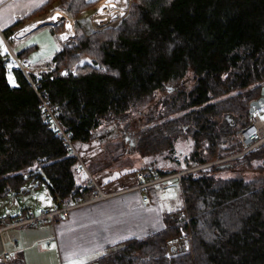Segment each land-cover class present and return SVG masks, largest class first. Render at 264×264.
<instances>
[{"label": "trees", "instance_id": "obj_1", "mask_svg": "<svg viewBox=\"0 0 264 264\" xmlns=\"http://www.w3.org/2000/svg\"><path fill=\"white\" fill-rule=\"evenodd\" d=\"M99 1L49 0L35 13L58 2L77 19ZM76 32L49 69L30 71L74 141L122 124L134 134L129 146L122 141L127 151L172 160L177 139L190 138L187 166L244 149L237 132L250 124L264 85V0H130L117 24L87 33L76 21ZM13 72L17 86L0 54V198L31 182L46 185L55 206L75 202L94 189L92 179L47 127L30 80L18 66ZM224 162L232 165L186 174L184 205L164 213V227L110 245L98 264H264V144ZM185 232L188 249L172 252L170 241Z\"/></svg>", "mask_w": 264, "mask_h": 264}, {"label": "crops", "instance_id": "obj_2", "mask_svg": "<svg viewBox=\"0 0 264 264\" xmlns=\"http://www.w3.org/2000/svg\"><path fill=\"white\" fill-rule=\"evenodd\" d=\"M48 1L0 0V54L6 58L8 76L13 86L18 85L13 72V68L17 67L14 54L27 49V54L20 58L33 61L32 72L39 74L47 70L44 67L52 61L56 51L74 39L77 33L76 21L80 29L87 33L92 29L99 30L92 21L98 2L95 8L84 10L77 19L60 7L58 2L46 14L38 16L35 11ZM56 11L61 13V19L46 20L50 15L56 19ZM69 18L73 20L72 36L63 39L60 33L65 30ZM20 19L24 21L15 26ZM62 22L64 27L60 29L59 24ZM11 27H14L13 31L7 33ZM5 39H8V43ZM46 51L49 52L45 54ZM36 66L40 69H35ZM77 142L82 145V142ZM92 147L93 144L82 147L84 159L87 157L90 161L94 160L89 157L90 151L87 150ZM126 172L128 171L121 173L103 169L93 178L102 189L113 192L136 185L139 181L138 173H150L147 169L134 175ZM81 174L84 175L83 171ZM43 186L46 187L28 182L24 192L10 193L7 197L0 198V217L6 212L18 213L26 206H32L37 211L52 209L55 203L52 199L49 200L51 194ZM178 188V193L183 198L182 188ZM155 191L158 190L149 189V200L146 202L140 191H128L109 198L108 201L73 209L67 217L58 216L55 222L26 225L11 230L9 235H0V264H5L2 252L10 246L9 237L17 240L19 248L16 261L11 264H98V259L110 245L129 237H145L164 227V213L173 210H166L160 205L159 192ZM39 192H44L40 198L37 197ZM128 213L134 218L127 220Z\"/></svg>", "mask_w": 264, "mask_h": 264}, {"label": "built area", "instance_id": "obj_3", "mask_svg": "<svg viewBox=\"0 0 264 264\" xmlns=\"http://www.w3.org/2000/svg\"><path fill=\"white\" fill-rule=\"evenodd\" d=\"M5 41L8 43V39H5ZM14 56L17 66L30 80L32 86L34 87L41 99L43 118L45 123L47 124V127L51 130H54L56 134L66 142L68 149L78 157L82 168L88 171L86 163L84 162L80 153L76 149L75 141L73 140L69 132L61 124L57 116V112L52 105L50 96L47 92L40 89L41 85L40 83H38V81L34 82L30 77V71H32V68L34 66L33 61L20 58L15 54ZM61 73L68 75L69 71L66 68H63ZM261 110H264V107L262 109H256L250 124L241 128L237 132V137L244 146V149L242 150L243 152L240 155L246 153L249 150L259 148L264 144V117H261L260 115ZM234 157H236V155H232V157L230 158ZM220 161L222 160L195 164L179 170L169 171L167 173H162L160 171L150 172L149 174L140 172L138 173L139 181L136 185L113 192H106L105 190H103L102 187L94 180V178L90 176L95 186L94 189H91L86 192L75 202L65 204L60 199L57 202V206L49 210L35 211L31 207L26 206L22 208V210L18 213H6L0 219V235H9V232L12 229L26 225H38L44 222H55L58 216L67 217L73 209L88 205L87 203H93V201L97 199H105L108 197L111 198L114 195H121L122 193L128 191H140L143 194V201L145 202L149 200V189H155L164 192L162 195L163 197H165L166 193L169 194L168 191L175 185H179V187L182 188V180L186 174L198 170L208 169L209 167L219 163ZM190 240V233H182L179 237L170 241V249L174 253L184 252L188 249L190 245ZM8 243L10 246L4 248L2 252V260L5 264H11L15 260L16 253L19 249L17 240L9 237Z\"/></svg>", "mask_w": 264, "mask_h": 264}, {"label": "rangeland", "instance_id": "obj_4", "mask_svg": "<svg viewBox=\"0 0 264 264\" xmlns=\"http://www.w3.org/2000/svg\"><path fill=\"white\" fill-rule=\"evenodd\" d=\"M128 1H129V6H130V0H128ZM128 10H129V7H128ZM71 36L72 35H70L69 38ZM48 52L49 51H46L45 54H47ZM50 67H51V62H48L44 68L49 69ZM35 69H40V68H38L36 66ZM174 86L176 87L177 90L179 89L178 85L174 84ZM146 110L147 109H145V111ZM260 115H261V117H264V110L260 111ZM136 117H137L136 115H132L131 119H136ZM142 120L143 119H141L140 121H142ZM131 129L132 130L136 129V131H137L138 127L136 125L131 126ZM123 131H124V129H123L122 124H120V125H118V124L103 125L101 128L97 129L94 132V138L92 140L83 141V142L79 141V142H82V145L79 144L80 146L78 145V142L75 141L76 149L80 153L82 159L84 160V162L86 163L87 168H88V171H86L84 169H82L81 171H83V173L87 174L88 176L96 177L97 173H99L103 169H108L110 171H119L121 173H125V171H128V172H126L127 174L131 173L134 175L140 170H146V169L153 168V167H159L161 169H163L165 167H174V166L179 167V168L188 167L187 163H186V158L189 154V151L193 147V141L190 138L181 137V138L177 139L176 148H175L174 153H172L169 150L170 157L173 154L176 160L175 159L166 160L163 158L162 155L152 156V155H144V154H141L137 151H127L125 149L122 141L124 139L125 144L129 146L130 143L133 141V138H134L133 135L134 134L130 133L129 131H126L125 133H123ZM87 144H93L92 148L87 149L88 151H90L89 157L91 159H94L93 161L88 160L87 157L84 159V153L82 151V147L86 148ZM242 152L243 151H241L238 154H234V155H236V157H237ZM230 157H232V156L221 159L222 161H220L217 166L227 167L229 165H232L231 163H225L224 162L227 159H231ZM213 161H215V160H213ZM210 162H212V161H210ZM222 162H224V163H222ZM178 187H179V185H175L172 189H170L168 191L169 194L166 193L165 197H163V195H162L164 192L155 191V192H159V194H158L159 203L161 206H164L166 210H168V209L169 210H176L178 208L183 207V205H184L183 204V198L180 196V193H178V189H179ZM43 188L47 189L45 186H43ZM172 190H174V191H172ZM170 192H171V194L173 193L172 196H170L171 195ZM43 193L44 192H39L37 197L40 198L43 195ZM13 195H14L15 199L18 201V198H16L15 194H13ZM116 196H118V195H114L112 197H116ZM51 199H52V196L49 195V200H51ZM108 199H109V197L105 198V199H97V200L93 201V203L90 202L87 204L91 206V204H94V203L97 204V203H100L103 201H108ZM84 206H87V205H84ZM81 207H83V206H81ZM8 212H10V211H8ZM126 218H127V220H131L134 218V216H132L131 213H128L126 215Z\"/></svg>", "mask_w": 264, "mask_h": 264}, {"label": "bare ground", "instance_id": "obj_5", "mask_svg": "<svg viewBox=\"0 0 264 264\" xmlns=\"http://www.w3.org/2000/svg\"><path fill=\"white\" fill-rule=\"evenodd\" d=\"M114 5V6H113ZM129 1L128 0H101L98 3L96 11L92 15V21L97 29H102L109 24H117L120 22L125 15L128 13ZM102 9V10H101ZM57 15L56 19H52L50 15L46 20L56 21L62 18L60 12H55ZM53 23V22H52ZM73 29V20L68 19L66 28L60 35L63 39L68 38Z\"/></svg>", "mask_w": 264, "mask_h": 264}, {"label": "water", "instance_id": "obj_6", "mask_svg": "<svg viewBox=\"0 0 264 264\" xmlns=\"http://www.w3.org/2000/svg\"><path fill=\"white\" fill-rule=\"evenodd\" d=\"M109 25H112V24H109ZM263 107H264V85L262 86V91H261L260 97L251 101V103H250V108H249L250 116L253 117L256 109H262Z\"/></svg>", "mask_w": 264, "mask_h": 264}, {"label": "snow or ice", "instance_id": "obj_7", "mask_svg": "<svg viewBox=\"0 0 264 264\" xmlns=\"http://www.w3.org/2000/svg\"><path fill=\"white\" fill-rule=\"evenodd\" d=\"M114 6V5H113ZM102 10V9H101ZM52 19H55V17H51Z\"/></svg>", "mask_w": 264, "mask_h": 264}]
</instances>
